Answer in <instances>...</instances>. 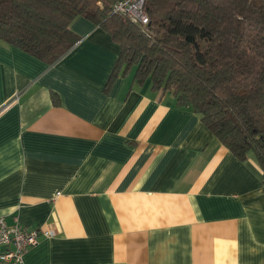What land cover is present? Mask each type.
Segmentation results:
<instances>
[{
    "label": "crops",
    "instance_id": "0c3cea01",
    "mask_svg": "<svg viewBox=\"0 0 264 264\" xmlns=\"http://www.w3.org/2000/svg\"><path fill=\"white\" fill-rule=\"evenodd\" d=\"M48 65L0 40V215L50 229L25 264H264V175L88 19ZM52 94L59 98L52 101Z\"/></svg>",
    "mask_w": 264,
    "mask_h": 264
},
{
    "label": "trees",
    "instance_id": "16d2710c",
    "mask_svg": "<svg viewBox=\"0 0 264 264\" xmlns=\"http://www.w3.org/2000/svg\"><path fill=\"white\" fill-rule=\"evenodd\" d=\"M117 1L0 0V40L51 65L80 39L72 20L88 19L119 47L106 87L134 66L136 83L170 91L264 175V0H144V25L113 13Z\"/></svg>",
    "mask_w": 264,
    "mask_h": 264
},
{
    "label": "built area",
    "instance_id": "2783aa9c",
    "mask_svg": "<svg viewBox=\"0 0 264 264\" xmlns=\"http://www.w3.org/2000/svg\"><path fill=\"white\" fill-rule=\"evenodd\" d=\"M144 0H118L112 5L111 11L127 17L133 23L144 25L148 17L143 10ZM19 100V94H15L0 106V114L9 106ZM49 237L53 235L50 229H27L15 221L7 223L4 216L0 215V264H25V254L38 243L39 236Z\"/></svg>",
    "mask_w": 264,
    "mask_h": 264
},
{
    "label": "rangeland",
    "instance_id": "374dc122",
    "mask_svg": "<svg viewBox=\"0 0 264 264\" xmlns=\"http://www.w3.org/2000/svg\"><path fill=\"white\" fill-rule=\"evenodd\" d=\"M133 70H134V66H133L132 72H133Z\"/></svg>",
    "mask_w": 264,
    "mask_h": 264
}]
</instances>
